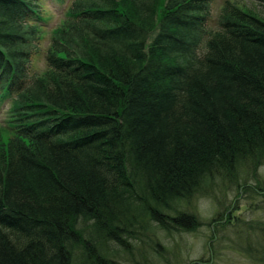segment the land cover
Here are the masks:
<instances>
[{
	"label": "trees",
	"instance_id": "1",
	"mask_svg": "<svg viewBox=\"0 0 264 264\" xmlns=\"http://www.w3.org/2000/svg\"><path fill=\"white\" fill-rule=\"evenodd\" d=\"M55 1L41 51L43 1L0 0V264H119L156 229L204 224L189 206L212 190V244L192 264L223 238L264 264V16L236 0ZM230 190L263 215L235 213Z\"/></svg>",
	"mask_w": 264,
	"mask_h": 264
},
{
	"label": "rangeland",
	"instance_id": "2",
	"mask_svg": "<svg viewBox=\"0 0 264 264\" xmlns=\"http://www.w3.org/2000/svg\"><path fill=\"white\" fill-rule=\"evenodd\" d=\"M42 1L45 8L47 7L48 14L50 15L48 21L44 23L42 22L43 34L40 40V49L41 51H44L50 42L51 29L54 28L56 24H58L60 18L63 17L62 11L65 10L66 3L64 2L61 4L55 0ZM223 1L224 0H213V14L218 12V9ZM236 1L255 10L261 16H264V0ZM34 66H43L42 54L36 56L34 60ZM7 107L8 105L6 103L0 104V126L4 124V117L6 115L5 111ZM259 169L260 171L264 170L263 167ZM226 192L228 194L227 197L229 198L228 201L230 199L234 200V205L237 207L236 209L234 208L235 213H241L246 219L260 216L262 214V211L258 210L256 206H254L253 210L246 209L245 206H248L247 202L249 200L244 194H241V196L235 199L234 190ZM223 193L224 191L219 193L217 190H212L213 196H209V193H200L197 194L195 198L191 199L192 207L189 206V209L197 213L199 220L204 224L191 231H178L176 233L167 232L162 229H156L152 234L151 240L144 241V245H142L143 241H138L139 245L136 246L132 252L129 251L131 250L130 248L127 251L130 253L120 251L119 253L121 254H119L118 257L119 264H192V262H198L200 259H206L210 251V245L212 244L210 238V229L212 226L207 223H209L211 215H213L217 209L215 206V200L221 197V194L223 196ZM144 236V234H139V239ZM230 237L233 238L232 235ZM227 240V238H223V241L220 242L219 248H217V257H213L214 253H210L212 254L211 258L213 261L205 264H255L252 263L251 259H249L245 253H241L229 248ZM114 241L117 242L116 240ZM128 241L130 242V240ZM118 243L120 244V241L117 242V244ZM122 246H127V244H122ZM213 249L214 247L212 245L211 250Z\"/></svg>",
	"mask_w": 264,
	"mask_h": 264
}]
</instances>
